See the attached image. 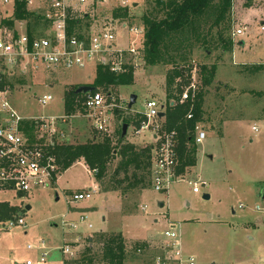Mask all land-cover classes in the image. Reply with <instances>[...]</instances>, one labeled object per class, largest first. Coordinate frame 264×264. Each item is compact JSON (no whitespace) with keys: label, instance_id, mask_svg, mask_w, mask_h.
Masks as SVG:
<instances>
[{"label":"rangeland","instance_id":"rangeland-1","mask_svg":"<svg viewBox=\"0 0 264 264\" xmlns=\"http://www.w3.org/2000/svg\"><path fill=\"white\" fill-rule=\"evenodd\" d=\"M158 1L166 4L169 0H127L129 6L125 9L130 20L125 23L129 29L139 27V34L127 30L120 34L119 24L123 22L114 20V46L118 53L109 55L106 61L108 65L122 60L131 62L135 82L112 88V99H106V92H98L105 100L104 109L92 111L84 107L67 117L62 102L65 91L91 85L100 65L52 71L23 60L4 72L6 89L13 110L27 119L26 123L31 119H56V130L63 133L65 144L86 143L93 135L97 141L104 135L117 139L121 127L128 121L131 126L124 139L144 148L150 146V138L135 139L137 129L133 122L139 120L146 100L165 103V84L172 72L190 67L193 77L186 87L194 83L198 91L204 92L206 137L195 145L196 166L186 169L167 190L155 191L150 185L142 192H131L126 199L119 193L122 199L104 192L110 188L116 160L108 167L99 185L100 191L87 200L72 199L74 194L96 184L82 163L59 175L56 191L40 190L27 195L0 191V203L17 209L16 216L0 223V264L28 261L62 264V260L69 258L61 254L65 245H69L74 255L68 260L76 259L87 248V240H96L100 233H120L124 237L125 264H174L168 261L170 240L164 236L168 231L178 234L183 254L193 257L195 264H264V200L260 199L264 189V0H229L228 11L215 25L220 9L216 1L215 7L208 8L183 33L171 34L172 41L163 54L166 64L150 67L141 55L129 60L127 51L131 43L135 50L141 47L142 28L138 20L142 13L148 12L157 20L164 17ZM117 3L118 0H108L101 8L85 7L86 14L76 15L79 23L73 32L84 33L94 28L95 20L112 17L122 9ZM3 10L0 7V28L17 32L30 30L31 36L36 37L45 35L40 11L27 10L37 19L15 21L4 19ZM2 21H13L12 26ZM96 26L98 29L99 24ZM237 29H245V35L233 37ZM202 66L215 67L208 87L201 84ZM44 95L51 96L52 101L40 106L38 100ZM132 95L136 96V102L128 109ZM88 97L87 94L84 102ZM93 114L102 121L106 119L107 134L92 127ZM253 127L257 132L252 131ZM148 132L152 131L142 135ZM195 182H204L207 186L194 194L192 183ZM203 195L209 199L203 200ZM19 219H23L24 226H8L9 222L15 225ZM89 245L88 254L95 259L101 245L95 242ZM28 246L32 249L28 250ZM44 253L45 262L40 263Z\"/></svg>","mask_w":264,"mask_h":264},{"label":"built area","instance_id":"built-area-1","mask_svg":"<svg viewBox=\"0 0 264 264\" xmlns=\"http://www.w3.org/2000/svg\"><path fill=\"white\" fill-rule=\"evenodd\" d=\"M18 2L25 4L26 11H40V18L45 24L46 32L44 36L36 37L29 36L26 30L17 32L12 28H0V83L5 82L4 72L9 68L11 70L23 60L52 71L84 69L90 66L89 64L110 67V70L115 73L120 71L123 60L115 65H108L106 61L109 55L118 53L114 46L115 21L111 17H108V21L95 20L94 28H88L84 33L69 32V21H79L76 15L83 14L85 7L101 8L108 0H0V7L5 10H3L4 19H14V10ZM118 2V8L125 9L129 6L127 0H118ZM94 3L99 5H87ZM96 24H99L98 29ZM119 25L121 29L129 33L139 34L140 32L138 28L129 29L124 23ZM244 35L245 29H237L232 36L243 37ZM127 53L137 56V49H134L133 43ZM7 90L6 84L0 90V191L27 195L40 190H55L60 170L51 154V148L56 143H63L64 135L56 130V119L54 118L31 119L34 137L30 139L23 130V124L27 119L21 118L13 110ZM197 91V86L191 83L180 94L177 104L192 102ZM88 95L87 100L83 102L85 108L92 111L104 109L105 100L98 92ZM51 101V96L44 95L38 103L40 106H45ZM164 107L165 103L159 104L155 100H147L141 113L145 120L134 132L136 136L149 130L154 134L150 185L159 192L167 190L173 181L180 178L176 175L179 165L177 133L175 131L164 132L160 123L162 118L158 117L159 113H164ZM192 118V113L186 116L187 120ZM90 119L92 127L97 132L107 134L105 118L102 121L93 114ZM252 131L257 132V129L253 127ZM205 137V132L197 124L194 144L196 146L201 144ZM206 186L204 182L192 183V193L198 194L200 188ZM95 193L97 189L92 187L74 194L72 199L73 201L87 200ZM16 225L24 226L23 219L17 220L15 225L13 222L8 223L10 228ZM70 227L74 228L71 225ZM88 228L91 226L89 225ZM164 236L170 240L168 261L174 264H195L193 257L183 254L178 234L168 231L164 233ZM79 240L80 238L75 243ZM37 247L43 249L42 244H38ZM27 249L30 250L32 247L28 246ZM72 252L69 245H65L61 250V254L70 259L74 256ZM45 256L46 253L40 258V263L45 262ZM25 264L32 263L28 261Z\"/></svg>","mask_w":264,"mask_h":264},{"label":"trees","instance_id":"trees-1","mask_svg":"<svg viewBox=\"0 0 264 264\" xmlns=\"http://www.w3.org/2000/svg\"><path fill=\"white\" fill-rule=\"evenodd\" d=\"M216 1L220 5L214 23L217 25L229 9V0H169L166 4L158 1V5L161 6L162 12H164V17L157 20L148 12L141 14L139 21L142 28V41L141 47L137 49V56L141 55L142 61L150 67L166 64V58L163 54L167 52L168 44L172 41L171 34L183 33L184 29L191 27L194 20L202 17L208 8L215 7ZM24 5L23 2L16 3L14 20L37 19L35 15L25 10ZM111 18L121 22L130 20L127 9L115 11ZM104 19L105 21L109 20L106 16ZM2 23L9 27L12 26L10 21H2ZM78 23V20L69 21L70 33H73L74 27ZM28 34L31 36L30 30ZM129 57V60L135 59V56L129 55ZM133 68V64L125 60H123L120 71L116 73L112 72L110 67L100 65L96 68L94 81L89 86L93 87L95 92H106V99H112V88L133 84ZM214 73L215 67H201L200 75L203 87H208L212 83ZM192 74L193 71L190 67H183L172 72L168 77L164 90L166 101L164 116L160 123L164 132L175 131L177 133L179 165L176 169V175L178 176L183 175L186 169L196 166L195 126L202 122L203 118L204 92L202 89L195 93L192 102L177 104L179 96L184 91V87L188 85ZM4 85L5 82L0 83V90L3 89ZM77 88L64 93L62 102L64 114L67 117L74 115L81 109H85L83 99L87 94L76 95L75 90ZM189 113H192L193 118L187 120L186 116ZM138 119L133 122L136 129L145 120L142 115H138ZM125 123L130 126L128 121H125ZM23 130L30 139L34 137L33 125L30 122L23 124ZM152 151V147L138 148L127 142L126 139H121L120 135L117 139L104 135L100 141H97L95 135H93V138L86 143L77 145L56 143L51 148V154L59 166L60 173L69 169L76 162L82 161L98 185L106 177L111 163L115 160L118 161L111 174L110 188L104 190V192L119 193L123 197L131 192H141L150 187ZM16 214L17 209L15 207H10L7 203H0V223L10 220ZM91 240H87L88 246L82 255L70 261L69 258L64 259L63 264H71L72 262H74L73 264H93L95 261L100 264H125L127 252L125 240L120 233H100L96 240ZM94 242L101 245V251L95 259L88 254L91 249L89 244Z\"/></svg>","mask_w":264,"mask_h":264},{"label":"crops","instance_id":"crops-1","mask_svg":"<svg viewBox=\"0 0 264 264\" xmlns=\"http://www.w3.org/2000/svg\"><path fill=\"white\" fill-rule=\"evenodd\" d=\"M136 7V5H134V8ZM125 25H127L125 22H123ZM138 23H139V26L141 27V25H140V21L138 20ZM139 28V27H138ZM120 30V34H122V33H124L125 32V30L124 29H121V28H119ZM120 37V36H119ZM87 68V67H86ZM134 82H135V79H134ZM133 82V83H134ZM85 82H78V84H84ZM78 84H76V85H78ZM71 85H75V84H71ZM68 86H70V85H68ZM164 96H165V94H164ZM147 101V100H146ZM202 111H203V118H202V122H200L199 123V126L201 127V129H203V131L205 132V130H204V127H203V123H204V118H205V114H204V107H202ZM141 113H142V111H141ZM131 126V125H130ZM130 126H128V127H130ZM144 132H146V131H143V132H141L138 136H136L135 137V139H139V138H141V139H149L150 138V141H149V145H150V147H152V148H154V134H153V132H148V134H145V135H142ZM206 133V132H205ZM142 135V136H141ZM140 136V137H139ZM132 144V143H131ZM135 146V145H134ZM136 146H138V145H136ZM144 147V146H143ZM197 151H198V149H197ZM196 157H197V154H196ZM77 163H82L83 164V166H84V168H85V170H86V173L90 176L91 175V173L87 170V168H86V166L84 165V163L82 162V161H78V162H76L75 164H77ZM196 163H197V159H196ZM74 165V164H73ZM72 165V166H73ZM71 166V167H72ZM70 167V168H71ZM190 169H192V168H190ZM65 172V171H64ZM63 173V172H62ZM61 174V173H60ZM59 174V175H60ZM92 176V175H91ZM59 177V176H58ZM58 177H57V179H58ZM56 182H57V180H56ZM96 188L97 189V192H99L100 191V189H99V185L96 183V184H94L93 186H90L88 189H90V188ZM57 190V186L55 185V190L54 191H56ZM144 191V190H143ZM142 192V191H141ZM111 193H113V194H115L118 198H121L119 195H117V193H114V192H111ZM96 194V193H95ZM140 195V194H139ZM22 198V197H21ZM91 198V197H90ZM123 199H126L127 198V196L126 197H122ZM121 198V199H122ZM8 204V203H7ZM9 205V204H8ZM10 206V205H9ZM10 207H13V206H10ZM27 210H29L28 208H27ZM75 227V226H74ZM88 229H91V228H88ZM123 237V236H122ZM89 238V237H88ZM124 238V237H123ZM76 241H74L73 243H75ZM31 250V249H30ZM62 264H63V260H62Z\"/></svg>","mask_w":264,"mask_h":264},{"label":"water","instance_id":"water-1","mask_svg":"<svg viewBox=\"0 0 264 264\" xmlns=\"http://www.w3.org/2000/svg\"><path fill=\"white\" fill-rule=\"evenodd\" d=\"M239 44H240L241 47L244 46V42L243 41H241ZM94 92H95V89L93 87L89 86V85L79 86L75 90V94L76 95H79V94H91V93H94ZM135 102H136V96H134V95L130 96L129 102H128V105H127V108L128 109H131L133 107V105L135 104ZM163 116H164L163 113H159V115H158L159 118H163ZM127 129H128V126L127 125H123L121 127V135H120L121 136L120 137L121 139H124L126 137V135H127ZM202 199L203 200H208L209 197H208V195H203L202 196ZM260 199L261 200H264V189L261 190V192H260ZM161 206L162 205L160 204V207Z\"/></svg>","mask_w":264,"mask_h":264}]
</instances>
